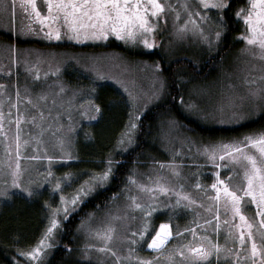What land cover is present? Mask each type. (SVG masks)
Returning a JSON list of instances; mask_svg holds the SVG:
<instances>
[{
	"label": "rangeland",
	"instance_id": "rangeland-1",
	"mask_svg": "<svg viewBox=\"0 0 264 264\" xmlns=\"http://www.w3.org/2000/svg\"><path fill=\"white\" fill-rule=\"evenodd\" d=\"M229 2L165 0V22H159L154 38L139 37V51L149 52L155 45L171 61L206 59L220 44ZM238 15L247 17L241 11ZM27 29L26 15L10 0H0V33L21 42L0 41V214L9 209L13 215L14 197L48 194L41 238L20 251L16 261L44 264L62 221L105 187L113 171L110 159L102 173L58 171L77 160L80 137L85 141L86 133L97 136L107 126L95 101L96 89H113L127 108L114 155L134 146L140 118L164 99L166 83L159 67L147 61L116 51L48 48L54 41L40 37L37 43ZM258 33L245 34L242 47L216 64L214 79L181 88L180 106L187 115L204 126L223 128L264 112V33ZM59 41L55 43L98 45L73 37ZM136 41L129 45L136 46ZM118 106L111 110L121 109ZM263 142L264 129L206 141L191 136L175 120H161L149 142L159 153L147 155V163L131 171L108 209L80 224L79 260L146 264L144 253L159 239L155 229L161 221L188 223L175 224L167 239L168 255H182L185 244L192 255L232 256L244 243L243 231L264 244V207L259 206L264 200V159L259 156Z\"/></svg>",
	"mask_w": 264,
	"mask_h": 264
},
{
	"label": "trees",
	"instance_id": "trees-1",
	"mask_svg": "<svg viewBox=\"0 0 264 264\" xmlns=\"http://www.w3.org/2000/svg\"><path fill=\"white\" fill-rule=\"evenodd\" d=\"M244 1L230 0L224 12V31L217 50L198 63L183 58L171 61L159 50L123 54L132 60H143L158 66L166 83V96L140 118L135 144L125 153L112 155L116 140L124 130L128 118L124 101L109 87L105 90L96 89L95 101L107 126L97 136L86 133L85 141L83 137H80L79 151L76 153L77 160L59 168L58 171L85 175L102 173L104 163L108 159L112 161L113 171L105 187L96 189L82 202L77 211L62 221L52 253L44 264H89L79 260L82 250L77 234L78 228L90 214L102 213L108 209L126 186L127 177L131 171L147 163L144 162L147 155L159 153L149 142L151 136L157 133L161 120L165 118L175 120L191 136L200 137L206 141L228 140L264 129V112L256 119L241 125L222 128L200 124L187 115L180 106V99L183 96L180 92L181 88L185 85L209 82L214 79L220 61L229 58L242 47L243 43L236 39L239 25L235 12L244 4ZM0 41L10 44L15 42L11 36L2 33H0ZM20 43L17 41L18 45H21ZM47 47L87 52L108 51L109 49L103 46L75 45H47ZM71 84L88 86L84 82H71ZM113 105L115 107L119 105L121 109L112 111ZM48 202L49 197L45 193L40 196H31L27 200L14 197V204L11 208L13 215L8 213L9 209L4 208L5 212L0 214V264H16L20 251L30 249L37 244L46 226Z\"/></svg>",
	"mask_w": 264,
	"mask_h": 264
},
{
	"label": "flooded vegetation",
	"instance_id": "flooded-vegetation-1",
	"mask_svg": "<svg viewBox=\"0 0 264 264\" xmlns=\"http://www.w3.org/2000/svg\"><path fill=\"white\" fill-rule=\"evenodd\" d=\"M10 1L14 4L15 9L26 15L28 21L27 34L34 39L36 38L37 43L40 37H47L54 41L49 45H70L73 43L62 44L55 43V41L61 42L59 40L73 37L79 38L83 42L98 44L96 46L109 48L108 51H116L121 54L138 53L139 37L150 36L154 38L153 33L158 28L159 22H165L166 8L163 5L165 0ZM240 11L242 14L247 13V17L240 18L238 15ZM235 16L239 25L237 41L243 43L247 33L251 34L252 37L258 35L260 31L264 33V0H245L244 4L237 8ZM7 36L14 39V44L20 41L18 37L13 35ZM136 39L138 44L130 46L129 43ZM73 45L79 46L77 43ZM157 48L153 45L149 52H153ZM262 146L264 148V142ZM259 156L264 159V151L260 150ZM259 206L264 207V200L259 202ZM162 224L169 226L171 236V232L175 230V224L178 227H186L188 223L185 221H161L155 229V235L159 239L151 241L149 244L151 250L144 253L143 262L146 264H264V244L255 242L251 234L247 233L248 231H243L244 243L241 249L232 256L192 255L185 244H183L185 248L181 249L183 250L182 255L175 254V252L168 255L169 242L167 241L163 247L152 249V244H159L161 240L159 231ZM162 251L164 252L161 254L153 253Z\"/></svg>",
	"mask_w": 264,
	"mask_h": 264
},
{
	"label": "water",
	"instance_id": "water-1",
	"mask_svg": "<svg viewBox=\"0 0 264 264\" xmlns=\"http://www.w3.org/2000/svg\"><path fill=\"white\" fill-rule=\"evenodd\" d=\"M159 235L161 237V240H160L159 244L153 243L151 246L152 249H159V248L163 247L164 244L166 243L167 239L170 237L169 226L167 224L161 225Z\"/></svg>",
	"mask_w": 264,
	"mask_h": 264
}]
</instances>
